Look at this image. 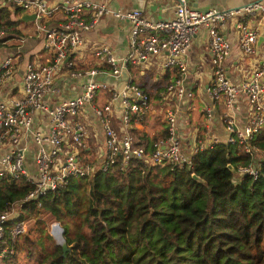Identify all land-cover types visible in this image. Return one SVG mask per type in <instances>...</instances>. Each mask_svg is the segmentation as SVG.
I'll use <instances>...</instances> for the list:
<instances>
[{
  "label": "built area",
  "instance_id": "obj_1",
  "mask_svg": "<svg viewBox=\"0 0 264 264\" xmlns=\"http://www.w3.org/2000/svg\"><path fill=\"white\" fill-rule=\"evenodd\" d=\"M6 1L23 12L36 13L35 21L44 32V46L50 54L42 63L27 59L21 84L10 81L18 70L16 64L20 55L0 57V182L25 179L33 185L25 197L0 212V256L13 253L12 244L26 230V220L8 225L10 218L20 212L23 201L40 198L48 192L53 197L67 186L72 176L93 175L116 163L120 156L125 166L133 157L191 167L193 154L216 142L237 141L244 150L252 151L249 140L264 124V51L260 54V64L252 67L248 78L232 80L225 68L231 45L218 26L240 7L203 11L188 5V0H178L172 17L151 20L138 8H112L110 0ZM242 8L247 12L264 13V2H250ZM58 13L61 21L51 25L44 22ZM107 13L129 23V49L119 57L108 45L93 47L86 41L87 33ZM236 25L240 30L242 51L253 53L259 35L257 29L239 22ZM203 27L207 29L206 49L212 73L208 95L222 105L221 119L227 137L225 140L197 139L190 152H185L178 104L188 106L193 94L186 86L185 53L193 36ZM2 39V45L9 40L5 29H0ZM90 49L98 58L95 65L74 68L84 61ZM153 57L160 59L156 61L163 72L169 71L165 87L159 90L166 104V135L147 139L148 143L146 139L137 143L133 129L141 126L140 122L152 111L151 93L126 77L130 64L147 62ZM103 62L111 68H103ZM60 69L84 81L76 94L56 100L59 87L55 84V75ZM101 90H107L109 97L100 104ZM239 98L245 99L247 110L242 127L236 122ZM114 110L119 112V127L113 124ZM89 112L101 124L105 135L103 150L100 152L99 146L95 156L87 152L88 128L81 117ZM244 174L256 178L258 167L254 162L239 166L233 180ZM51 231L56 239L64 238L65 229L59 221L53 223Z\"/></svg>",
  "mask_w": 264,
  "mask_h": 264
},
{
  "label": "trees",
  "instance_id": "obj_2",
  "mask_svg": "<svg viewBox=\"0 0 264 264\" xmlns=\"http://www.w3.org/2000/svg\"><path fill=\"white\" fill-rule=\"evenodd\" d=\"M22 12L0 7L6 39L23 34ZM249 142L252 151L237 141L216 142L194 153L191 167L133 157L125 166L120 156L105 170L72 176L55 196L21 203L8 225L35 221L11 242L14 252L0 258L22 264L24 251L29 264H264V124ZM251 162L257 177L233 180ZM32 187L25 179L0 182V212ZM46 215L64 227L68 250L44 233Z\"/></svg>",
  "mask_w": 264,
  "mask_h": 264
},
{
  "label": "crops",
  "instance_id": "obj_3",
  "mask_svg": "<svg viewBox=\"0 0 264 264\" xmlns=\"http://www.w3.org/2000/svg\"><path fill=\"white\" fill-rule=\"evenodd\" d=\"M257 1L264 2V0L187 1L188 5L203 11L207 9L226 10L240 7L239 11L233 12L223 21L222 24L218 25L219 29L231 45L230 53L225 60V68L231 79L234 81L248 78L252 67L260 64V54L264 51V13L259 11L247 12L242 8L243 5H246L247 3ZM177 2L178 0H110L109 5L112 8H138L151 20H159L172 17ZM5 5L10 4H8L6 0H0V7ZM61 20L60 13H58L52 18L46 19L44 22L51 25L54 21ZM25 22L27 24H25ZM25 22L21 23L19 26V28L22 29L23 34L18 36L20 37L18 40L24 41L25 43L22 45H16L9 51L12 54L15 49L20 55V57L17 58L18 62L16 64L18 70L15 76L10 80L13 83L19 82L20 84L23 80L27 59H33L37 61V63H42L50 54L44 46V32L40 31L41 29L38 22L35 20H28ZM237 22L257 29L259 35L256 42V49L253 53L247 55L242 51L239 44L240 30L236 25ZM29 31L32 33H28ZM206 39L207 29L203 27L193 36L185 53L187 65L186 86L193 92L192 96L200 98L203 104L202 116H200L199 119H195L192 116V111L188 110L190 101L188 106L185 103L178 104L179 114L183 121L180 133L182 134V143L185 152H190L197 139H202L204 141L212 140L214 138L225 140L227 137V131L224 128L221 119L220 103L212 101L208 95V86L211 82L212 73L209 61L210 55L206 49ZM9 40L5 45H12V43L9 44ZM86 41L93 47H95L96 44L108 45L116 56H122L129 49V23L126 20L118 19L111 13H107L103 15L100 22L87 33ZM0 55L2 56L3 54L0 52ZM36 56H39V58H36ZM97 60L98 58L95 53L90 49L85 53L84 61L82 63L78 62L77 66L81 68L91 67L95 65ZM156 60L160 59H155L153 57L151 60L147 61V63L149 65L157 64ZM77 61L78 60H76V62ZM141 63L130 64L128 76L126 78H132V80L134 79V82L138 83V78H141V75H148L151 82L143 81L146 83L145 86L151 89L150 93L152 92V95L155 96V100H151L153 106L152 111L148 113V116L142 122H140L141 126L133 129L136 141L162 137L161 130L166 124L165 118L164 120L161 119L166 107V104L164 103L165 101L161 97L162 95H159V90L161 88L154 89L153 86L159 79H163L161 78V75L166 77H164L163 82L164 80H167L169 71L165 73L161 69L153 68L149 69L147 72L146 69L151 66L141 68ZM102 66L105 69L111 68L107 62H103ZM83 81L84 80L81 77L72 76L68 70L60 69L57 71L55 75V84L59 87V93L56 95V100L76 94ZM138 84L141 85L140 83ZM141 86L147 89L145 86ZM5 88L10 93L9 87L5 86ZM15 93L21 94V91H15ZM108 97L109 92L107 90H101L100 104L105 102ZM207 108H209L210 111L207 112ZM113 112V124L116 127H119V112L117 110H114ZM235 112L237 126L242 127L247 118L246 101L244 98H239L237 101ZM81 117L88 128L87 139L89 147L87 148V152L90 156H95L99 146L100 152L103 150L105 141L103 128L92 112H89L87 116L81 114Z\"/></svg>",
  "mask_w": 264,
  "mask_h": 264
},
{
  "label": "rangeland",
  "instance_id": "obj_4",
  "mask_svg": "<svg viewBox=\"0 0 264 264\" xmlns=\"http://www.w3.org/2000/svg\"><path fill=\"white\" fill-rule=\"evenodd\" d=\"M23 22H25V21H23ZM22 22V23H23ZM25 24H27L26 22H25ZM28 33H32L31 31H29ZM20 37H15L14 39H10L9 40V44L10 43H12V45H2V46H0V52L3 54V55H9V51L10 50H12V48L13 47H15L16 45H22V44H24L25 42L24 41H20V40H18ZM14 52L12 53V55H14L15 57L17 56H19V53L14 49L13 50ZM11 54V53H10ZM248 55V54H247ZM247 55H245V56H247ZM0 57H1V55H0ZM36 58H39V56H36ZM75 60H77V56L75 55ZM148 66H151V67H148ZM145 67H148L146 70H147V72L149 71V69H153V68H155V69H160L161 68V65L160 64H153V65H149L147 62H143V63H141V68H145ZM164 75H161V78H163L164 79ZM141 78H142V80H141ZM141 78H138V83H140L141 85H143V86H145L146 85V83L144 82V81H147V82H151L150 80V78L148 77V75H141ZM166 78V77H165ZM155 79V78H154ZM163 79H159L155 84H154V89H156V88H163V87H165V84H166V82H167V80H164V82H163ZM144 80V81H143ZM146 87V86H145ZM149 91H151V89H149L148 87H146ZM158 99V98H157ZM151 100L152 101H154L155 100V96L154 95H152V92H151ZM165 101V100H164ZM190 105H189V108H188V110L189 111H192V116L195 118V119H199L200 118V116H202V106H203V104H202V102H201V99L200 98H198V97H193V96H191L190 97ZM220 109H221V114H222V111H223V108H222V105L220 104ZM161 119H163L164 120V114L162 115V117H161ZM148 123H149V119H148ZM134 143H136V141H134ZM45 219H46V223L44 224V225H42V223H41V227H42V229H43V231H44V233L46 232V231H48L49 230V232L52 234V225H53V223L54 222H56V221H58V220H54V219H51V218H49V216H45ZM34 219H29V220H26V222H27V226H26V230L24 231V232H26V231H28L29 230V228L31 227V225L34 223ZM23 232V233H24ZM56 239V238H55ZM57 240V239H56ZM26 253L23 251V252H21L20 253V255H19V261H20V263H22V264H29L30 262H29V260H28V257L25 255ZM0 264H4V262L2 261V258H0ZM5 264H7V263H5Z\"/></svg>",
  "mask_w": 264,
  "mask_h": 264
},
{
  "label": "water",
  "instance_id": "obj_5",
  "mask_svg": "<svg viewBox=\"0 0 264 264\" xmlns=\"http://www.w3.org/2000/svg\"><path fill=\"white\" fill-rule=\"evenodd\" d=\"M35 18H36V13L23 12L22 15H21V19L22 20H25V21L35 20ZM68 59H69V57L66 59V61ZM227 166L229 167V169L234 170V167L230 163H228ZM192 176L195 179L203 182V179L200 176L196 175L195 173H193ZM57 241L63 244L65 251L69 249V247L67 246V242H66V240L64 238L62 240L61 239H57Z\"/></svg>",
  "mask_w": 264,
  "mask_h": 264
}]
</instances>
